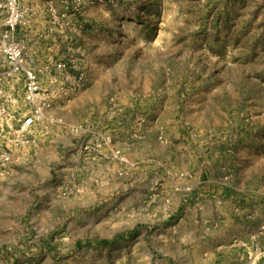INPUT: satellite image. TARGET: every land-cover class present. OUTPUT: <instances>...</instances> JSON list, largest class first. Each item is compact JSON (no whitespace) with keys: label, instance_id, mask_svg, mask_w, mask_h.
Instances as JSON below:
<instances>
[{"label":"rangeland","instance_id":"1","mask_svg":"<svg viewBox=\"0 0 264 264\" xmlns=\"http://www.w3.org/2000/svg\"><path fill=\"white\" fill-rule=\"evenodd\" d=\"M76 1L35 0L34 8L48 12L49 24L56 10L60 25H52V34L60 44L87 41L72 58L86 73L88 60L101 63L98 87L110 92L89 96L106 106L120 104L124 86L147 90L128 102L173 105L177 119L201 97L246 111L250 103L264 105V41L252 32L264 29V0ZM112 108L99 112L93 125L89 113L58 110L65 126L53 138L16 151L0 176V264H138V235L146 234L147 250L161 216L172 220L169 205L154 199L161 179L126 173L117 159L93 162L83 154L94 133L110 131L105 126L118 113ZM107 161L113 174L105 172ZM98 167L104 171L97 174ZM151 251L148 261L162 259Z\"/></svg>","mask_w":264,"mask_h":264},{"label":"crops","instance_id":"2","mask_svg":"<svg viewBox=\"0 0 264 264\" xmlns=\"http://www.w3.org/2000/svg\"><path fill=\"white\" fill-rule=\"evenodd\" d=\"M34 1L24 0V24L14 35L33 65L40 67L71 58L76 54L70 50L74 44L86 45L87 41L60 44L51 25L44 21L48 12L38 13ZM4 29V19L0 17V34ZM261 29L255 27L252 32H258V40L264 41ZM87 63V85L61 101L59 113H89L93 125L99 112L103 114L115 107L118 113L105 126L110 128L107 134L114 143L121 138L122 148L118 147L128 160L139 161H127L125 172L161 179L154 199L160 207L169 205L173 216L172 220L168 215L161 216L160 233L156 232L149 249L144 244L146 234L138 235L134 248L142 257L138 264H247L242 249L233 246V242H249L257 235L264 244V105L253 107L250 103L252 107L246 111L231 102L201 97L187 107L184 118L177 119L173 105L128 102L130 95L147 90L124 86L121 105L108 104L107 108L102 98L89 96L92 90L102 95L110 92L108 87H98L102 65L95 59ZM140 117L145 119L142 124ZM159 127L165 129L167 145L157 143ZM221 165L231 169L226 188L219 183ZM104 169L106 174L115 171L111 161L106 162ZM103 171L101 167L95 169L97 174ZM187 187L192 188L191 196L184 193ZM152 249L162 256L161 260H147Z\"/></svg>","mask_w":264,"mask_h":264},{"label":"built area","instance_id":"3","mask_svg":"<svg viewBox=\"0 0 264 264\" xmlns=\"http://www.w3.org/2000/svg\"><path fill=\"white\" fill-rule=\"evenodd\" d=\"M93 4L92 0H86ZM24 0H0V17L5 29L0 34V176L6 170L16 151L32 150L49 140L56 128L65 126L64 119L57 113L59 104L71 94L87 85V73L80 63L71 58L54 60L37 67L27 57L25 47L15 40L14 35L24 24ZM76 3L81 5V0ZM50 25L58 26L55 9L51 11ZM77 44L70 50L79 52ZM145 122L140 117L139 123ZM157 140L168 142L164 127H159ZM93 162L117 159L127 163L120 149L114 147L113 138L106 132H96L81 146ZM220 185L228 187L231 169L220 166ZM191 196L192 188H184ZM187 201V198H186ZM233 246L242 249L247 264H264V244L257 235L249 242L235 240Z\"/></svg>","mask_w":264,"mask_h":264}]
</instances>
